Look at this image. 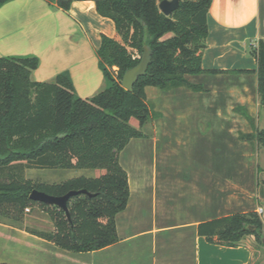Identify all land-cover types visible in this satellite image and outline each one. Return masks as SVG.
Returning a JSON list of instances; mask_svg holds the SVG:
<instances>
[{"label": "crops", "instance_id": "obj_1", "mask_svg": "<svg viewBox=\"0 0 264 264\" xmlns=\"http://www.w3.org/2000/svg\"><path fill=\"white\" fill-rule=\"evenodd\" d=\"M207 26L203 68H256L254 50L259 40L264 42V0H212ZM102 35L118 39L114 22L97 13L94 0H72L67 11L45 0H11L0 6V57L36 56L39 64L32 70L31 79L51 82L56 75L64 74L76 97H91L107 85L96 53ZM233 75L235 79L245 76L250 80L248 87L243 86V90L249 89L250 99H242L236 107H243L251 120L243 115L233 114L230 119L221 116L220 94L230 96L233 90L229 81L222 88L216 80H230ZM187 79L205 90L195 92L178 87L162 91L145 87L147 100L160 113L155 120L156 137H163L164 143L166 138H175L180 145L177 149L171 145L157 146L155 141L146 144L140 137L130 139L120 151L119 164L127 173L129 198L125 209L115 217V243L94 251L72 252L25 227L0 221V262L254 263L253 249L245 243L253 235H246L240 245L229 247L207 242L198 235L197 226L235 213H257L259 208L263 210L259 217L264 221V197H251L247 187L241 191L243 197H237L235 192L222 193L223 171L237 170L239 166L250 171V175L255 168L257 178L264 174V150L261 155L262 149L254 148V152L251 141L236 139L235 144L224 140L237 138L239 130L251 133L253 126L258 130L264 128L258 127L261 119L256 112L264 110V106L260 105L256 91V75H188ZM159 121L164 128L157 127ZM224 122L227 123L223 125ZM190 154L196 155L194 162L189 160ZM228 174L231 175H224ZM231 183L236 189V183ZM258 198L262 199L261 204Z\"/></svg>", "mask_w": 264, "mask_h": 264}, {"label": "trees", "instance_id": "obj_2", "mask_svg": "<svg viewBox=\"0 0 264 264\" xmlns=\"http://www.w3.org/2000/svg\"><path fill=\"white\" fill-rule=\"evenodd\" d=\"M8 1L0 0V6ZM45 1L64 11L72 3ZM159 1L94 0L97 13L114 22L118 39L101 36L96 53L107 85L91 97H76L64 74L51 82L32 80L31 72L39 64L34 55L0 57V218L19 222L25 209L37 206L49 216L53 230L27 228L30 233L72 252L111 245L118 240L116 214L125 209L129 198L127 173L119 164V153L130 139L143 137L141 128L149 119L160 116L148 102L145 87L162 91L185 87L197 92L205 89L189 82L188 75L253 73L259 102L264 106V42H257L253 70L205 69L201 61L212 0H180L170 15L160 12ZM145 47L151 61L128 91L121 85L122 76L139 62ZM235 110L251 120L243 107ZM132 118L138 127L130 124ZM239 136L255 141L264 150V128ZM26 169H100L103 173L46 183L25 178ZM34 189L53 196L85 189L93 195L72 196L67 218L54 205L30 200ZM251 226L256 230L251 232ZM197 233L209 243L229 247L253 235L264 246V221L253 211L201 222Z\"/></svg>", "mask_w": 264, "mask_h": 264}, {"label": "rangeland", "instance_id": "obj_3", "mask_svg": "<svg viewBox=\"0 0 264 264\" xmlns=\"http://www.w3.org/2000/svg\"><path fill=\"white\" fill-rule=\"evenodd\" d=\"M226 76V75H225ZM241 76V75H240ZM228 81L230 82L231 89L233 90L230 94V96L224 94L222 92V94H220L221 98V106H222V118H226V119H230V116L233 114L234 115H239L242 116V114L238 111L235 110L236 106L239 105V102L242 99H250L249 95H247V93H249V89L247 90H243V86L246 85L247 87L249 86L250 80L248 77L245 76H241L239 78H234V75L231 76L230 80L225 79V78H219L218 80H216V83L218 84L219 87L224 88V84L228 83ZM235 83V84H234ZM234 84V85H233ZM221 88V89H222ZM223 91V90H222ZM150 103V101H148ZM230 104V105H229ZM154 108V106H153ZM257 115L259 116V118L261 119V123H259L260 125L258 127H264V110L259 109L257 110ZM158 118V117H157ZM156 118H151L148 120V122L146 123V126L144 128H142V133H143V139H145L147 142H145L146 144L148 143V141H151V143H153V141H155V145L157 146H164V145H171L174 148H179V145L176 144V140L175 138L169 139L166 138L165 139V143H164V138L163 137H156V132H155V122ZM241 122L244 123V121L240 118ZM248 122V121H247ZM227 122H224L223 125H225ZM239 123V122H238ZM130 124L133 125L134 127H137V120L136 119H131L130 120ZM249 124V123H248ZM254 124L256 125V123L254 122ZM162 125V128H164V124L163 122L157 123V127L160 128ZM239 129L241 128L238 124L237 126ZM259 128H255L253 126V132L255 130H258ZM242 132L239 130V134L237 136V138H229L226 137L224 140L227 143H235L237 140H240V134ZM136 138H132V140H134ZM138 139V138H137ZM223 139V138H222ZM237 139V140H236ZM131 140V141H132ZM252 145L253 151L254 148H257L258 151L259 149H262V151H260L259 154L262 155L263 153V148L258 145L255 144V141H251L250 143ZM255 152V151H254ZM260 155V157H261ZM162 156V155H161ZM236 156V155H235ZM238 156V153H237ZM160 157V156H159ZM190 157V161L194 162V158H196V155H189ZM210 157V155H209ZM161 161V159H160ZM261 163L264 165V156L261 158ZM237 170H227V171H223L224 174L226 172H230V174H228L227 176H225L223 174L222 177V193H224L223 195H225L228 192H235L237 197H243L242 196V189H244V187H247L248 189H250V193H251V197H264V174L262 176V178H257L256 176V169H253V173L252 175H250V171L242 169V167L240 168L239 166H237ZM239 171V172H238ZM262 171V170H261ZM232 172H235L234 176L232 174ZM101 173H103V170L100 169H76V170H64V169H26L24 172V176L25 178H29L33 181H42V182H46V183H58L61 182L63 180L75 177V176H86V177H93V176H98ZM230 175V178H228V176ZM234 178V180H233ZM235 182L236 183V189L234 188V186H231L229 183L231 182ZM232 184V183H231ZM235 189V190H234ZM258 201L262 202V199L258 198ZM1 222L7 223V224H12V225H16V226H22L28 229H33V230H38V231H51L53 230V223L50 220L49 216L46 214L45 211H43L41 208L34 206L30 209H25L23 212V216L21 221L19 222H14V221H10L7 219H3L0 218ZM246 244L250 245L251 248L253 249L254 252V261L257 264H264V246L258 244L255 240V237L253 236V238L251 239L250 242H245Z\"/></svg>", "mask_w": 264, "mask_h": 264}, {"label": "water", "instance_id": "obj_4", "mask_svg": "<svg viewBox=\"0 0 264 264\" xmlns=\"http://www.w3.org/2000/svg\"><path fill=\"white\" fill-rule=\"evenodd\" d=\"M179 3H180V0H161L158 3V9L164 15H170L179 6ZM150 61H151V58H150L149 48L145 47L140 57L139 62L135 66L125 71V73L123 74L122 79H121L122 87L128 91H131L137 78L145 74ZM77 194H87L88 196L93 195L91 193H88L85 189L70 190L61 196L49 195L47 193L34 189L29 194V199L35 202L43 203V204L54 205L62 209L66 217L69 218L67 203H68V200L72 196H75ZM249 230L253 232L256 230V227L251 226L249 227ZM258 233L261 234L262 232L258 231ZM261 239L262 241H264V237H262Z\"/></svg>", "mask_w": 264, "mask_h": 264}, {"label": "built area", "instance_id": "obj_5", "mask_svg": "<svg viewBox=\"0 0 264 264\" xmlns=\"http://www.w3.org/2000/svg\"><path fill=\"white\" fill-rule=\"evenodd\" d=\"M26 210H27V209H26ZM262 213H263L262 208H259L258 211H257V214L260 215V214H262Z\"/></svg>", "mask_w": 264, "mask_h": 264}]
</instances>
